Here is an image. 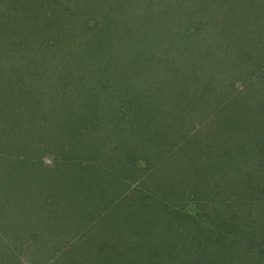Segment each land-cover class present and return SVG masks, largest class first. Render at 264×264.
I'll return each mask as SVG.
<instances>
[{"label":"rangeland","instance_id":"rangeland-1","mask_svg":"<svg viewBox=\"0 0 264 264\" xmlns=\"http://www.w3.org/2000/svg\"><path fill=\"white\" fill-rule=\"evenodd\" d=\"M120 1H122L120 6L109 4L100 6V3H97L95 0L90 6L91 8H98L100 6L99 8L106 9V12L108 10L109 18H115L116 20V23L111 26L113 29L116 30L117 26L119 29H126L128 27L133 33L138 32L143 34V37L146 36V41L144 38L141 40L143 41L140 44L141 48L139 52L141 53L130 55L125 41L122 38L115 37L116 41L108 43L110 45L108 46L110 52L105 53V45H100V40H98L96 45L97 49L99 48V52L94 50L89 55L75 58L72 54L76 50L74 52L71 46L74 44L79 45L82 42L86 50L88 42L91 43L90 38H93V36L88 34L86 36L88 39L83 38L79 41L75 39L73 41L70 37H64L65 44L63 42L59 45L61 49L59 48L55 58L52 57L53 61L51 57H40L41 54L35 50L34 55L31 52H27L28 56L18 59L14 63L11 62V59L10 61L8 59L0 60V73L6 72L12 82H19L20 79L24 78H20L21 75H24L26 76V80L33 83L34 86L36 83L39 84V86H36V89L41 95L40 102L45 100L44 96H47V90H53L51 86L55 82H58L61 75L64 73L68 75L67 85L63 83V80L55 84L57 89L55 114L51 111V115L40 118V115L44 113L43 109L38 106L41 104L37 103L38 105L32 108L33 118L30 119L33 126H37V129H34L35 133L43 135V138L45 136L51 139L37 153V158L42 163L41 165L51 167L55 159L54 152L61 153L62 147L64 149V152H62L64 154L63 160L66 154L79 157L84 163L95 158L100 163H97L99 171H102L98 178V184L100 185L98 189L100 191H107L108 183L113 180V176L108 173V170L114 167L120 168L119 174L127 180L126 185L134 182L132 185L137 184L149 194L153 193L157 195L155 200H151L145 199V195L140 196L139 192L137 196H135V193H130L120 199L124 206L127 202L133 205L135 224L140 228L142 234H146L149 237V235L155 232L150 238L166 236L170 228L171 231L177 233H179V230L183 232L184 229L193 233L199 232L201 227L195 218L196 208L198 207L189 202L187 200L188 197L181 196V194L186 195L188 190L182 193L183 190L177 187L181 186V188H184L183 184L185 182L183 177L186 176V172H190L192 165L196 167L202 166L199 168V173L201 172L202 174L203 171H206L205 179L207 181L210 179L215 180L216 178L222 180V191H226L225 201L231 192V208L238 210L242 208L240 207L242 200L239 197L243 195V190H245V186L247 189V185L243 180V174L240 172L239 175L231 170L228 160H225V158L224 160L227 162L225 164L227 165H224L219 156L223 158L222 154L228 153L231 156V158L227 156L228 159H233V161L237 159V162L241 164L247 162L246 170L249 172V175L252 172L254 180H259V183L264 181L262 178V171L264 169V136L262 135V126L255 120V118H264L263 116H259L262 110H257L259 105L262 106L260 103L264 101V87L261 86L263 88L258 90L257 86H259V82L256 84L252 83L259 76V72L250 66L244 68L247 63H245L246 60L243 57L245 43H243L242 39H231L228 44L219 42L215 47L218 54L208 57L209 69L214 71L211 77H200L196 69L201 64H197L198 58L193 56L191 52H189L190 54H185L178 49L172 50L168 48L172 41L169 39V36L173 33H168L167 28L169 26L166 24L165 19L167 18L170 22L179 23L178 27L180 29L177 28L178 30L175 31H179L182 34L179 40L185 44V41H183L184 32L196 24L195 19L200 14L199 10H195L196 4L192 2L195 0H186L188 4H191V8L193 6V9L196 11L194 15L195 19L190 22L180 17H174L176 12L173 13V11H169L168 16L166 11L163 13L159 12L155 7V1L152 3H150L151 0ZM229 1L231 6L237 7L238 4L245 2L251 5V7L247 8H253L255 11L260 8L262 13L264 12L263 0ZM215 3L219 4L223 2H218V0H202L199 4L213 6ZM225 20L227 21L228 18ZM70 21L80 23L82 20L70 19ZM65 23L70 24L69 22ZM208 28L212 29V27ZM183 29L184 31H182ZM126 31L128 38L131 37L129 31ZM105 38V40L108 39L106 35ZM46 39L48 41L49 36ZM166 39L169 41L166 49L163 50V46H159L157 49L150 48L147 50L149 43L161 45L167 42ZM222 40L227 39L224 37ZM259 42L263 46L260 49V53L263 56L258 60L260 64L264 61V40ZM133 44L136 47L137 42ZM67 45L70 48L66 49ZM114 47L115 50L113 49ZM87 51H90V49L88 48ZM68 55L71 57H68ZM47 61L53 62L51 65L52 69L55 70L51 77L47 76L44 71V69L51 68V65L49 68L45 67ZM163 65L166 66V69L162 67ZM154 67H161L157 73L164 71L160 75L159 81H157L158 78L152 81L155 78ZM148 71H151L152 78H148ZM52 78H54V83ZM262 80H264V77L260 79V81ZM1 88L3 86H0V91L2 92L3 89ZM11 88L13 89V87ZM254 89L257 91H254ZM13 97L17 98V96ZM207 100L211 101V103ZM221 104H226L229 108V112L231 113L230 118L229 116L216 117L215 112L218 111L217 108ZM8 110L3 108L0 103V112ZM36 111H39V113ZM29 112L30 109L27 114L23 116L19 115L18 118H15L19 125H22L23 117H30ZM7 119L9 118H0V123L5 122ZM129 122H131L130 126H135L136 134L141 135V138L138 137L141 142L135 139L133 134L134 129L125 133L127 138L118 134L119 130ZM123 139H127L126 142H128V147L125 150L135 152L134 156L136 158L134 160L124 155ZM129 139H132L130 145ZM261 139H263L262 142L258 143L262 149L258 148L257 151L254 148L256 145L255 140L260 141ZM212 140H215L216 145L212 147L209 145L207 147L209 154L206 151H200V149L204 150L202 145L211 144ZM140 143H142V146L146 143L147 147L151 148L141 147ZM139 148L144 152L146 149V153L149 154L150 164L145 163L143 159L138 160L137 156L143 153L139 152ZM236 153L238 156H236ZM59 155L61 154H58V161H60ZM65 161L67 163L70 162L69 160ZM34 166L36 167V165ZM127 166H129L130 171L123 170ZM172 169L177 170L179 173V177L175 178L174 175L171 176L172 181L178 182V185L174 184L177 185L174 187L175 195L172 193L173 186L170 184L171 180H169L168 173L166 172H170ZM159 176L164 179L158 181ZM72 177V181L75 183L80 182L75 173H73ZM34 180L35 178L31 177L24 180V182L28 184ZM5 181L8 187H13L16 183L22 184L20 187L23 186L21 178L13 175L9 176L5 173L3 177L0 176V190L5 188ZM201 181L200 176L199 182ZM69 182L59 181L57 183L56 190L59 195L57 199L59 203L58 208L68 206L73 198L83 199L84 197L83 192L74 190V186ZM124 185L121 187V190ZM36 189L42 192L36 199L44 200L47 196L45 194L49 193L45 186L39 188L37 184ZM128 189L127 186L126 190ZM165 190H167V204L170 205L171 210L178 206L183 208V213L180 216H170L164 222L155 215L161 214L160 211H157L159 204L163 201ZM111 191L115 192L116 190L112 188ZM247 191L249 194H255L254 189L252 191L247 189ZM236 193H238V197ZM112 196L114 197L115 195ZM34 201L37 202L36 200ZM14 203L19 205L17 201H14ZM96 203H99L98 200H96ZM207 205H210V208L215 207V200ZM257 209L259 210L260 217L261 215L263 216L264 199L258 197ZM28 212V214L33 213L30 208ZM16 214H20V211ZM104 214L105 210L102 206H95V209L90 208L88 213L86 211L84 213L83 223L88 222L89 224L90 222L89 227L92 226L98 230L100 226L101 228L103 226L106 230L109 223L111 224V216H102ZM97 215L103 217L101 223H99L100 218ZM25 216L27 215L25 214ZM30 217V215L26 217V220L33 219V223L35 220L38 221L42 218ZM72 217L73 214L70 213L69 218L63 217L64 220L60 222L54 221V219L50 221L41 220L43 224L45 222V225L49 227L42 239H50L52 234L54 235V242L52 241L53 244L51 243L49 246L55 249V253L61 250V248L58 249L60 243L56 240L59 238L58 235L64 237L65 231V237H68L76 230L75 225L78 227V223L75 221L73 223ZM11 219L12 216L0 220V239H7L11 235H15V226L22 225V219L20 221ZM29 221L33 227L31 220ZM169 221L176 223L167 227ZM36 228L37 230H42L41 227ZM57 231H60L63 235ZM105 232L108 235L112 234L115 236L114 233ZM19 235L16 234L14 238ZM173 240L178 243L177 238H173ZM70 241L68 239H61L63 244H67ZM18 243L20 244V242ZM151 243L154 242L151 241ZM70 244L71 242L68 243V246ZM24 245V251L20 254L13 255V253H9L5 258L1 257L5 261L4 264H38V259L46 260L45 245L42 248ZM159 245L162 244L158 243ZM2 246L0 245V249ZM99 247L100 245L97 244V248ZM155 247L157 248L156 245ZM114 248L118 250L117 245ZM159 248L162 249L161 246ZM49 256L52 258V254H49ZM83 264L97 263L88 261Z\"/></svg>","mask_w":264,"mask_h":264},{"label":"trees","instance_id":"trees-1","mask_svg":"<svg viewBox=\"0 0 264 264\" xmlns=\"http://www.w3.org/2000/svg\"><path fill=\"white\" fill-rule=\"evenodd\" d=\"M93 1L95 0H0V60L8 59L10 61L11 59V62L14 63L16 60L28 56L27 52H31L34 55L35 50L41 54L40 57L55 58L60 48L59 45L65 41L64 37H70L73 41L74 39L79 41L83 38L88 39L86 37L88 34L93 36V38H90L91 43L88 42L87 46V49L89 48L90 51L85 50L82 42L79 45L74 44L71 47L74 49V52L76 50L72 54L75 58L89 55L94 50L99 52V48L97 49L96 45L98 40H100V45H105V53L110 52V48L108 47L110 45L108 43L116 41L115 37L122 38L125 41L130 55L141 53L139 52L141 48L140 44L143 43L141 40L144 38L146 41L147 37H143L144 35L138 32L133 33L131 29L130 32L128 27V29H119L117 26L116 30L113 29L111 26L116 23L115 18L110 19L108 10L106 12V9L99 8L107 4L120 6L122 1L96 0L97 3H100V6L98 8H91L90 5ZM152 2H154L159 12L163 13L166 11L167 16L169 11L176 12L174 17H180L181 19L188 20V22L195 19L196 9L200 11V14L195 19L196 24L184 32L183 38L185 40L183 39V41H185V44L179 40L182 34L179 31H175L178 30L179 23L170 22L166 18L165 22L169 26L167 28L168 33H173L169 36V39L172 40L170 47H168L169 41L166 39L167 42L165 44L159 45L155 43L156 45L158 44L157 46L152 42L149 43L147 50L150 48L157 49L159 46H163L164 50L167 46L172 50L178 49L185 54L191 52L193 56L198 58L197 64H201L196 69L200 77H211L214 71L209 69L208 57L218 54L215 47L219 42L228 44L231 39H242L243 43H245L243 57L246 60L245 63H247V65L243 66L244 68L250 66L255 71L258 70L259 79L256 77L257 79L252 81V83L256 84L259 82V86H257L258 90L264 87V80L260 81L264 77V61L260 64L258 62L263 56L260 53V49L263 46L259 41L264 40V12L262 13L260 8L257 11L253 8H247L251 7V5L245 2L238 4L237 7L231 6L229 0H218V2L223 3H215L213 6H203L199 4L202 0H195L192 1L196 4L195 10L193 6L191 8V4H188L186 0H151L150 3ZM235 2L238 1L235 0ZM135 4L138 5L136 2ZM88 7L90 8L88 9ZM226 18H228L227 21L225 20ZM70 19L82 21L74 23ZM65 22H69L70 24L68 25ZM208 27H212V29L210 30ZM126 30L129 31L131 37L128 38ZM105 35L108 38L107 40H105ZM47 36H49L48 41L46 39ZM224 37L227 40H222ZM135 42H137L136 47L133 46ZM68 46H66V49L70 48ZM113 49L115 50V47ZM68 57L71 56L68 55ZM53 58L51 59L52 61ZM52 63L47 61L45 67L49 68ZM162 67L166 69L165 65ZM52 68L51 65L50 69H44L46 75L49 77L55 72ZM159 68L154 67L155 78L152 81L157 78V81H159L160 75L163 74L164 71H159V74L157 73ZM151 71H148V78H152ZM20 78L22 79L19 82H12L6 72L0 73V86H3L1 88L3 89L2 92L0 91V103L3 108L9 109L8 111L0 112V118H9L7 119L8 121L6 120L7 122L0 123V176L3 177V174L7 173L9 176L19 177L23 181L22 187H20L22 184L17 183L13 187H8L5 181V188L0 190V220L11 216V220H23L22 225L15 226L14 229L16 234H20L19 236L14 238L15 234L11 235L10 238L0 239V245H3L0 249V259L1 257L5 258L9 253H13V255L20 254L24 251V244H26L34 248L46 246V260L38 259V264H83L88 261H93L97 264H264V213L262 212L263 216L261 215L260 217L259 210L257 209L258 197L264 199V181L259 183V180H254L252 172L249 175V172L246 170L247 162L241 164L237 162V159L234 162L233 159L227 158V156L231 158L228 153H223V158L219 156L224 165H227L225 164L227 163L225 160H228L231 170L235 173L239 174L241 172L243 174V180L249 191L253 189L255 191L254 195L249 194L245 186L243 195L239 197L242 200L240 205L242 208L239 210L231 208V192L225 201L226 191H222V180L216 178L215 180L210 179L207 181L205 179V173L207 172L203 171L202 174L201 172L199 173V168L202 166L196 167L192 165L190 167V172H186V176L183 177L185 182L183 184L184 188L177 186L178 182L171 180L172 175L175 178L179 177L177 170L166 171L169 180H171L170 184L173 186L172 193L174 195L175 186L183 190L182 193L188 190L186 195L181 194V196L188 197L187 200L198 207L196 208L195 218L201 230L193 233L184 229L183 232L179 230V233H177L171 231L170 228L166 236L150 238L155 232L149 235V237L146 234H142L140 228L135 224L133 205L127 202L124 206L120 199L130 193H135V196H137L139 192L140 196L145 195V199L155 200L157 195L153 193L149 194L137 184L132 185L134 182L126 185L127 180L119 174L120 168L114 167L108 170V173L113 176V180L108 183L107 191H100L98 189L100 187L98 178L102 171H99L97 167V163L100 164L97 159L93 158L91 161L84 163L81 158L66 154L63 160V147L61 153L54 152L55 159L51 167L41 165L42 163L37 158L38 151H41L43 146L51 139L45 136L43 138V135L35 133L34 129H37V126H33L30 119L33 118L32 108L33 106H37V103L41 104L38 106L43 109L44 113L40 115V118L51 115V111L55 114L57 95L55 84L63 80V83L67 85L68 75L64 73L59 77L58 82L55 83L53 81L54 78H52L54 84L51 88L53 90L46 91L47 96H44L45 100L43 102H40L41 95L36 89V86H39V84L36 83L34 86L33 83L26 80V76L24 75H21ZM249 83L251 82L249 81ZM254 91L257 90L254 89ZM13 96H17V98ZM209 100L207 101L211 103ZM260 104L262 106L257 104L259 105L257 110L261 109L262 111H260L261 114L259 116L264 117V101ZM29 109L30 117H23L22 125H19L15 118H18L19 115L23 116L27 114ZM217 109L218 111L215 112L216 117L229 116L230 118L231 113L226 104L219 105ZM36 112L39 113V111ZM255 120L262 126V135L264 136V118H255ZM130 124L131 122L123 127L121 129L122 132L119 130L118 134L127 138L125 133L135 128V126H130ZM135 130H133L134 137L137 141L141 142L138 138H141V135L136 134L137 131ZM263 139L260 141L255 140L256 145L254 148L256 150L261 148L259 143ZM126 140H122L124 141L123 153L125 156H129L131 160H134L136 158L134 156L135 152L125 150L128 147ZM130 141L132 139H129V145ZM209 145L211 147L216 145L215 140H212L211 144L202 145L204 150L199 147L200 151H206L209 154V149L207 148ZM140 146L147 147L146 143L143 146L140 143ZM147 148L150 149L151 147ZM139 152L143 153L137 156L138 160L143 159L145 163L150 164L149 154L146 153V149L144 152L139 148ZM58 154H61L59 155L60 161H58ZM236 156H238L237 153ZM65 160H69L70 162L67 163ZM123 170L130 171L129 166ZM262 172V178L264 179V169ZM73 173L76 174L80 182L75 183L72 181ZM208 173L210 174V172ZM200 176L201 182H199ZM31 177H34L35 180L26 184L24 180ZM163 179L161 176L158 177V181H162ZM59 181H70L69 183L74 186V190L83 192V199L73 198L68 206L58 208L59 203L57 199L59 195L56 188ZM37 184L39 188L45 186L49 192L45 194L47 196L44 200L36 199L42 193L36 189ZM123 185L124 187L121 190ZM127 186L128 190H126ZM112 188L116 191L112 192ZM236 194L238 197V193ZM112 195L115 196L113 197ZM96 200L99 203H96ZM214 200L215 207L210 208V205L207 204L212 203ZM14 201H17L19 205L14 203ZM167 202V190H165L163 201L159 204L157 211H160L161 214L155 215L164 222L170 216H180L183 213L182 207L177 206L171 210ZM95 206L103 207L105 214L102 216H111V224L109 223L106 230L103 226L102 228L100 226L98 230L92 226L89 227L90 222L89 224L88 222L83 223L82 219L85 211L88 213L90 208L95 209ZM29 208L32 210V214H28ZM19 211L20 214H16ZM35 211L37 212L34 214ZM69 212L73 214V223L74 221L78 223V227L75 225L76 230L68 237H65V231V238L58 235L59 238L56 240L59 241L60 246L58 249L61 248V250L55 253V249L49 246L54 242V235L52 234L50 239H42L49 227L45 225V222L43 224L41 220L50 221L54 219V221L60 222L64 220L63 217L69 218ZM29 215L31 216L30 218H42L38 221L35 220L34 223L33 219H29L33 224L32 227L30 221L26 220V217H29ZM97 216L100 218L99 223H101L103 217L101 215ZM175 223L174 221H169L167 227ZM36 227H41L42 230H37ZM105 231L114 233L115 236L112 234L108 235ZM173 238H177L178 243ZM61 239L71 240L70 246H68L70 242L63 244ZM150 240L154 243H151ZM158 243L162 244L159 245L162 249L159 248ZM97 244L100 245L99 248H97ZM115 245H117L118 250H115ZM121 247L122 249L120 250ZM49 254H52V258H50ZM54 255L56 256L54 257ZM4 263V259H1L0 264Z\"/></svg>","mask_w":264,"mask_h":264}]
</instances>
